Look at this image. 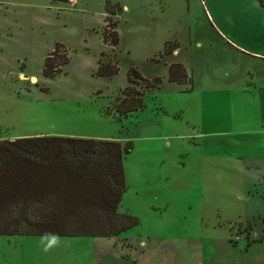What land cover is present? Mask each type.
I'll return each instance as SVG.
<instances>
[{
  "label": "crops",
  "instance_id": "crops-1",
  "mask_svg": "<svg viewBox=\"0 0 264 264\" xmlns=\"http://www.w3.org/2000/svg\"><path fill=\"white\" fill-rule=\"evenodd\" d=\"M200 4L206 9L211 39L189 37L188 50L195 48L194 53L180 56L185 49L180 46L151 61L163 65V74L140 71L145 79L161 78L162 84L145 92L143 109L119 116L123 117L119 126L124 129L127 122L142 142L132 155L135 194L143 188L194 185L200 230L222 233L219 242H224L227 252L229 247H240L247 253L264 248V7L257 0H201ZM172 63L183 66L187 81H167ZM7 94H0V130L12 126L13 120L6 117H23V88ZM102 116L111 117L103 112ZM41 135L45 134L23 136L20 130L0 135V140ZM74 136L120 143L125 139ZM170 202L171 197L161 196L151 201L149 209L165 211ZM247 214L255 218L253 224ZM234 223L242 228L233 239ZM254 225L260 226L259 234ZM85 238L90 240L44 241L36 244L35 252L44 264H150L147 242L133 244L121 235ZM249 255L235 264H264V253ZM211 257L212 264H232L229 256L213 253Z\"/></svg>",
  "mask_w": 264,
  "mask_h": 264
},
{
  "label": "rangeland",
  "instance_id": "rangeland-1",
  "mask_svg": "<svg viewBox=\"0 0 264 264\" xmlns=\"http://www.w3.org/2000/svg\"><path fill=\"white\" fill-rule=\"evenodd\" d=\"M200 3L201 0H0V94L5 96L13 93L14 88H23L20 101L23 117H6L13 120L12 126L1 129L0 135L23 130V136L38 132L63 137L109 135L122 136L123 144L131 141L132 151L124 155L123 161L126 190L117 210L135 217L138 223L120 235L133 244L149 243L146 257L150 264H212L213 253L229 256L228 262L235 264L242 258H250V252L264 253L260 247L247 253L240 247H229L227 252L224 242H219L222 233H213L211 229L202 232L194 185L189 188L173 184L165 190L143 188L135 194L132 155L142 142H138L135 129L127 122L122 129L119 126L122 120L112 117L105 120L102 116V112L120 116L115 112L119 103L116 98L122 99L121 91L128 86V68L163 74L161 63L157 66L150 62L160 58L158 51L163 50L164 42L169 47H185L180 56H189L196 50H188L189 37L211 39L206 9ZM108 21L116 24L119 35L116 48L101 40ZM56 44L63 47L60 50L65 51L68 62L59 73L47 78L42 74L43 62ZM101 52L102 61L116 63L117 75L110 78L93 75ZM129 101L130 96L118 106L125 108ZM161 196L165 200L171 197L168 208L150 210L151 201ZM247 216L253 224L255 218ZM259 225H254L258 234ZM241 228V224H231V238ZM89 240L0 235V264H44V258L39 259L35 252L36 244Z\"/></svg>",
  "mask_w": 264,
  "mask_h": 264
},
{
  "label": "trees",
  "instance_id": "trees-1",
  "mask_svg": "<svg viewBox=\"0 0 264 264\" xmlns=\"http://www.w3.org/2000/svg\"><path fill=\"white\" fill-rule=\"evenodd\" d=\"M257 1L264 7V0ZM105 24L102 43L116 48V24ZM169 46L168 42L164 44L159 57L176 49ZM62 48L56 44L46 55L44 77L59 73L67 64L68 57ZM103 56L101 52L93 75H117L116 63L102 61ZM126 79L128 86L121 91L123 97L116 99L120 104L130 96V101L125 108L115 106L120 116L143 109L144 92L162 84L159 77L143 78L134 67L128 68ZM187 80L182 65L168 66L167 81ZM111 117L120 121V117ZM131 149V141L121 144L108 139L41 135L0 140V235L111 237L136 226L135 217L117 210L126 190L123 157Z\"/></svg>",
  "mask_w": 264,
  "mask_h": 264
},
{
  "label": "built area",
  "instance_id": "built-area-1",
  "mask_svg": "<svg viewBox=\"0 0 264 264\" xmlns=\"http://www.w3.org/2000/svg\"><path fill=\"white\" fill-rule=\"evenodd\" d=\"M261 134H262V136L264 137V125H263V127H262V129H261Z\"/></svg>",
  "mask_w": 264,
  "mask_h": 264
}]
</instances>
